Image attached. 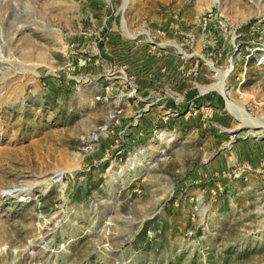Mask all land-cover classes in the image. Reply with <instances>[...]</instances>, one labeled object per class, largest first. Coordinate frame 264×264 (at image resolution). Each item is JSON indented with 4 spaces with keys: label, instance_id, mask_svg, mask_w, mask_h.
Returning <instances> with one entry per match:
<instances>
[{
    "label": "rangeland",
    "instance_id": "374dc122",
    "mask_svg": "<svg viewBox=\"0 0 264 264\" xmlns=\"http://www.w3.org/2000/svg\"><path fill=\"white\" fill-rule=\"evenodd\" d=\"M0 264H264V0H0Z\"/></svg>",
    "mask_w": 264,
    "mask_h": 264
},
{
    "label": "bare ground",
    "instance_id": "6f19581e",
    "mask_svg": "<svg viewBox=\"0 0 264 264\" xmlns=\"http://www.w3.org/2000/svg\"><path fill=\"white\" fill-rule=\"evenodd\" d=\"M220 85H221V86L219 87V89L222 91V85H223V84H220ZM230 109H231V108H230ZM234 111H235V110H234ZM232 112H233V111H232ZM233 113H234V112H233ZM235 113L237 114L238 112L235 111ZM237 116L239 117L240 120H243V121L245 120V119H244V116H242V115H240V114L237 115Z\"/></svg>",
    "mask_w": 264,
    "mask_h": 264
},
{
    "label": "trees",
    "instance_id": "16d2710c",
    "mask_svg": "<svg viewBox=\"0 0 264 264\" xmlns=\"http://www.w3.org/2000/svg\"><path fill=\"white\" fill-rule=\"evenodd\" d=\"M141 232H144V228L141 230Z\"/></svg>",
    "mask_w": 264,
    "mask_h": 264
}]
</instances>
